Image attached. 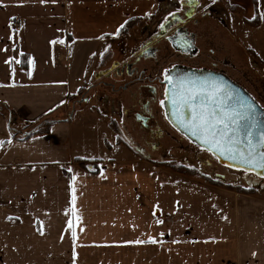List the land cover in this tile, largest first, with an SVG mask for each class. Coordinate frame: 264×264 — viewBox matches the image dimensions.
Here are the masks:
<instances>
[{
    "label": "crops",
    "instance_id": "1",
    "mask_svg": "<svg viewBox=\"0 0 264 264\" xmlns=\"http://www.w3.org/2000/svg\"><path fill=\"white\" fill-rule=\"evenodd\" d=\"M149 1L0 0V264H264V191L131 158L111 124H73L70 98L121 61L92 57ZM44 115L50 132L19 140Z\"/></svg>",
    "mask_w": 264,
    "mask_h": 264
},
{
    "label": "rangeland",
    "instance_id": "2",
    "mask_svg": "<svg viewBox=\"0 0 264 264\" xmlns=\"http://www.w3.org/2000/svg\"><path fill=\"white\" fill-rule=\"evenodd\" d=\"M206 1L200 0L199 9L191 21L184 16V10L179 8L178 1V8L176 9H173L175 0L145 2L146 7L153 3L151 10L139 21L136 20L134 26L127 30L126 34L116 38L111 44L109 43V46L106 43H102L96 54L92 57V63H89V66L92 65L95 68L97 64L110 62L111 60L118 61L122 60V58H127L132 63L137 58L136 52L141 44L150 38V34L157 27L167 21L170 14L175 12L183 19L185 23L183 25L188 34H195L194 46L198 49V58L184 60L182 55L176 52L166 39H163L160 43L154 44L153 48H156L158 51L157 54L161 58L159 62L165 63L153 64L152 61L143 59L139 62L138 69L144 70L145 76L147 75L149 78H152L156 75L161 76L173 60H183L186 63L204 66L214 65L229 75L231 79L244 88L264 108V0H258L260 13L259 27H254V5L251 6L250 0H223L222 3H218L219 6L215 4L218 0H209L211 5L217 7V9L220 8V17L214 13L211 16L202 15L204 11H207L205 6ZM219 18H222L223 22ZM252 51L255 53L254 56L251 54ZM132 52L136 54L130 55ZM114 78L115 75L113 74L112 80ZM103 82H106L104 78L96 80L94 77H91L70 98V101H72L71 105L73 107L75 105L76 108L72 116L73 124H91L89 126H93V122L99 120L106 124V126L111 124L114 105L116 104L112 101V97H115V95L110 90H107V92L113 96L107 97V93L105 95L103 91L104 87L102 86ZM118 84L121 86L122 81H118ZM89 85H93L92 89L86 91ZM93 88L97 89V91ZM129 88L130 91L136 89L134 87ZM86 99L88 100L85 102ZM125 101L129 102L128 96L124 97V105ZM89 109L91 114L89 113ZM115 110L117 109L115 108ZM61 115L65 116V114ZM127 117V121L125 119L126 125L120 126L125 129V132L121 129V135H119L121 140L115 134V130L120 131L119 124L116 128L114 127L115 129L112 132L110 131L111 135L107 137V140L113 144L116 141L124 145L128 143L125 146L128 147L126 148L128 149L127 153L130 154L129 157H134L141 161L149 159L152 161L157 160L156 164L161 168L180 175H185L181 171L191 169L202 177L218 180L223 182V184L239 185L261 193L264 191V178L242 170L218 165L217 162L212 160V156L209 153L197 148L195 145L187 144L184 140H181L178 134L169 131V129L167 131H169L170 136L162 138L160 149L154 152L151 151L141 144L140 139L143 135L136 131L137 128L131 115L129 114ZM126 134L130 137L128 138ZM133 142L136 147H134ZM122 151L126 152V149L123 148ZM90 152L95 154L98 150L94 149ZM133 152L140 153L141 155H135ZM205 159L212 160V165L209 166L204 161ZM85 163L82 160L80 165L86 169ZM216 174H220L223 177L219 179Z\"/></svg>",
    "mask_w": 264,
    "mask_h": 264
},
{
    "label": "flooded vegetation",
    "instance_id": "3",
    "mask_svg": "<svg viewBox=\"0 0 264 264\" xmlns=\"http://www.w3.org/2000/svg\"><path fill=\"white\" fill-rule=\"evenodd\" d=\"M177 1L179 2V8H182V10H184V16L187 17L189 21L193 20L197 10L199 9L200 0H175L173 9L178 8ZM222 2L223 0H218L215 2V4L219 6L218 3ZM250 4L251 6L253 5L252 0H250ZM205 6L207 8V11L203 12V16H211L215 14L216 16L220 17V8L217 9V7L211 5V2L209 0L206 1ZM219 20L223 22L222 18H219ZM194 22L196 23V21ZM183 24H185L183 22V19L179 17L178 13L173 12L172 14H170L167 21L163 22L159 27H157L150 34V38L148 40H145V42L141 44L138 51L136 52L137 58L132 63H130L127 58L122 59L119 62H114L109 69H107L100 75L101 77L99 76V78H104L106 80V82L102 83L104 90H110V92L115 95V97H113L114 102H117V104L115 105L112 103L114 105V110L111 125L113 127H117L118 124L119 126H125V119L127 121V116L130 114L131 118L134 121V125L137 128L136 131L138 133H142L143 135L140 139L141 144H143V146H146L153 152L160 149L161 140L164 136H170L169 131L178 134L181 140H184L187 144L195 145L182 134H180L176 130V128L173 127L172 124L168 121L166 116V111L164 108V103L166 100L165 77L170 70H172L174 67H183L192 70H206L222 74L236 83L233 79L230 78L229 75L216 68L214 65H197L186 63L183 60H173V62H171L166 67L161 76L156 75L152 78H149L147 75L145 76L144 70L138 69V64L143 59H148L149 61H152L153 64L165 63L159 62L161 58L159 54H157L158 51L156 50V48H153L154 44L160 43L163 39H166L167 42H169V44L173 47V49H175L176 52L182 55V58L184 60L197 59L199 52L196 46H194L195 34H188ZM136 53L132 52L130 55H134ZM113 74L115 75L114 80H112ZM120 80L122 81L121 86L118 84V81ZM180 84V81H176L172 85L180 86ZM129 87H134L136 89L130 91ZM120 94H124L125 97H129V102L125 101L124 107H121V105L118 104V96ZM87 100L88 99H86L85 102ZM115 108L117 110H115ZM122 129L123 131L125 130L124 128ZM168 129L169 131H167ZM126 135L128 136V138L130 137L128 134ZM133 145L134 147H136L134 142ZM196 147L200 148L198 146ZM133 153L135 155H141L137 152ZM211 158L212 160L217 162L218 165H220L213 156ZM212 160L205 159L204 161L207 162V164L210 166L212 165ZM198 161L201 162L200 159H198ZM216 176L219 179L223 177L220 174H217Z\"/></svg>",
    "mask_w": 264,
    "mask_h": 264
},
{
    "label": "water",
    "instance_id": "4",
    "mask_svg": "<svg viewBox=\"0 0 264 264\" xmlns=\"http://www.w3.org/2000/svg\"><path fill=\"white\" fill-rule=\"evenodd\" d=\"M168 79H165L166 92L164 108L168 121L176 130L190 140L193 144L210 153L220 165L236 170L252 173L258 177L264 178V161H261V154L264 153V146L259 143V138L264 132V108L261 107L256 100L240 85L231 81L228 77L206 70H192L183 67H174L167 74ZM181 82L180 86L172 85L174 82ZM205 82L223 85L224 95L218 96V102L229 109L239 108L240 104H251V121L253 125V145H255V160L253 163H244L240 153L249 151L247 145L246 134L237 132V139L240 143L225 145L223 150L213 146L210 143H205L203 135H197L187 127V124L192 119L190 106L174 104V99L178 97L181 88H188L191 85H201ZM233 149L234 151H229Z\"/></svg>",
    "mask_w": 264,
    "mask_h": 264
},
{
    "label": "snow or ice",
    "instance_id": "5",
    "mask_svg": "<svg viewBox=\"0 0 264 264\" xmlns=\"http://www.w3.org/2000/svg\"><path fill=\"white\" fill-rule=\"evenodd\" d=\"M43 2V0H41ZM120 27H123L121 25ZM165 79H168L166 76ZM174 104L190 106L192 119L188 122L194 134L203 135L205 143L223 150L224 146L240 143L236 138L237 132L246 134L249 151L247 154L240 153L244 163L254 162L255 145H253V125L251 121V104H240L239 108L229 109L222 102L217 101L218 96L224 95L223 85L215 82H205L201 85H191L188 88H181ZM163 103V102H162ZM259 143L264 146V132L261 133ZM229 151H234L229 149ZM261 161H264V153L261 154ZM71 171V169H69ZM151 240V238H149ZM75 254V253H74Z\"/></svg>",
    "mask_w": 264,
    "mask_h": 264
},
{
    "label": "trees",
    "instance_id": "6",
    "mask_svg": "<svg viewBox=\"0 0 264 264\" xmlns=\"http://www.w3.org/2000/svg\"><path fill=\"white\" fill-rule=\"evenodd\" d=\"M252 1H253V5H254V8H253V10H254L253 22L255 23L254 27H259V25H260V16H259L260 13H259V6H258L259 1L258 0H252ZM134 23H135L134 19L129 20L121 28L120 34L126 33L127 30H129L134 25ZM251 54H252V56L255 55V53L253 51H252ZM11 116H13V114ZM48 117H49L48 115H44L42 117H39L33 124H30V126L27 129H30L32 127L35 128L37 125H40V124H41V126L36 128L35 131L32 134H24L25 132H23L22 133V137H20L21 139H19V140H21V141L27 140L30 137H32V135H46V134H48L50 132L53 124H54V122L48 120ZM15 136H16L15 134L12 135L13 138H16ZM118 143H120V142H118ZM75 161L77 163H80V164L82 162V160H80V159H75ZM181 172L183 174H185L186 176L201 179L202 181H204L205 183H208L210 185H214V186H218V187L223 186L226 189H230L232 191H236V192H240V193H244V194H248V195L257 194L256 190L246 189V188H243V187H240V186L234 187L232 185L223 184L222 182H220L218 180L216 181V180H213V179L208 178V177L207 178L206 177H202L201 175H199L198 173L194 172L191 169H186V170L181 171Z\"/></svg>",
    "mask_w": 264,
    "mask_h": 264
},
{
    "label": "built area",
    "instance_id": "7",
    "mask_svg": "<svg viewBox=\"0 0 264 264\" xmlns=\"http://www.w3.org/2000/svg\"><path fill=\"white\" fill-rule=\"evenodd\" d=\"M18 24H15V26H17Z\"/></svg>",
    "mask_w": 264,
    "mask_h": 264
}]
</instances>
